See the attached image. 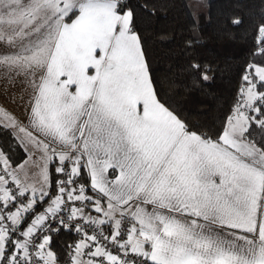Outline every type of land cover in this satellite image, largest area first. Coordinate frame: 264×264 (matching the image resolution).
<instances>
[{
    "label": "snow or ice",
    "instance_id": "obj_1",
    "mask_svg": "<svg viewBox=\"0 0 264 264\" xmlns=\"http://www.w3.org/2000/svg\"><path fill=\"white\" fill-rule=\"evenodd\" d=\"M0 72L31 90L26 125L0 109L25 152L0 148V264H264V61L209 135L165 99L130 0H0Z\"/></svg>",
    "mask_w": 264,
    "mask_h": 264
},
{
    "label": "trees",
    "instance_id": "obj_2",
    "mask_svg": "<svg viewBox=\"0 0 264 264\" xmlns=\"http://www.w3.org/2000/svg\"><path fill=\"white\" fill-rule=\"evenodd\" d=\"M130 3L136 9L137 31L153 71L161 77L167 75L165 99L178 106L191 124L199 125L200 131L211 135L237 100L246 67L253 62L260 66L264 61V57L253 55L257 48L255 26L264 22V0H130ZM237 18L242 23L232 24ZM193 40L199 43L190 44ZM191 58L211 69L209 81L195 83L183 72ZM168 80L174 83L169 84ZM0 148L12 161L19 162L25 157L9 131H0ZM75 240L71 233L60 231L53 236L52 249L63 254L64 246Z\"/></svg>",
    "mask_w": 264,
    "mask_h": 264
},
{
    "label": "crops",
    "instance_id": "obj_3",
    "mask_svg": "<svg viewBox=\"0 0 264 264\" xmlns=\"http://www.w3.org/2000/svg\"><path fill=\"white\" fill-rule=\"evenodd\" d=\"M1 89L4 90L6 94L1 91L0 109L6 110L10 115L16 118L20 125H26V104L22 103V99L23 101H27L31 90H25L20 79H16L13 83L0 72V90ZM13 98H15L14 101ZM11 133L14 137L18 135L15 130H11Z\"/></svg>",
    "mask_w": 264,
    "mask_h": 264
},
{
    "label": "built area",
    "instance_id": "obj_4",
    "mask_svg": "<svg viewBox=\"0 0 264 264\" xmlns=\"http://www.w3.org/2000/svg\"><path fill=\"white\" fill-rule=\"evenodd\" d=\"M66 232H67V231H66ZM69 233H71V232H69ZM71 234L74 235V236L76 237V240L78 239V237H77L74 233H71ZM76 240H75V241H76Z\"/></svg>",
    "mask_w": 264,
    "mask_h": 264
},
{
    "label": "rangeland",
    "instance_id": "obj_5",
    "mask_svg": "<svg viewBox=\"0 0 264 264\" xmlns=\"http://www.w3.org/2000/svg\"><path fill=\"white\" fill-rule=\"evenodd\" d=\"M1 91H3V93H5L4 90L1 89V90H0V94H1ZM5 94H6V93H5ZM14 100H15V98H13V101H14Z\"/></svg>",
    "mask_w": 264,
    "mask_h": 264
}]
</instances>
